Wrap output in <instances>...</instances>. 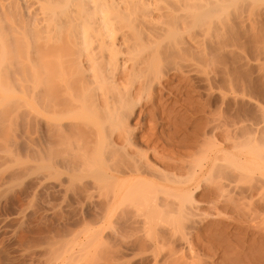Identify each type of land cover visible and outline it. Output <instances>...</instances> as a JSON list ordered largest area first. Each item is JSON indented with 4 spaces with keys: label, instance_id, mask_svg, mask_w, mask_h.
Instances as JSON below:
<instances>
[{
    "label": "rangeland",
    "instance_id": "rangeland-1",
    "mask_svg": "<svg viewBox=\"0 0 264 264\" xmlns=\"http://www.w3.org/2000/svg\"><path fill=\"white\" fill-rule=\"evenodd\" d=\"M165 1L157 3L158 6L162 5L159 8L164 10L161 12L163 16L159 12L161 9H158L159 13L157 10L152 13L156 18H152L155 23L139 18L141 21H137L139 23H136V29L124 28L123 31L132 38L127 37L129 42L134 38L140 42L144 48V58L148 59L145 61L151 62L153 56L157 61L160 59L161 82L164 85L168 83L166 86L169 89L162 93L163 90H160L163 84L158 85L159 87L155 84V90L157 94L163 95L161 100L166 99L163 100L167 104L165 106L172 101L178 107H175V111L179 112L185 97L196 101L191 114L188 107L187 116L190 118L191 115L199 123L194 122V126L188 127L190 133L186 129L188 136L181 132L176 136L178 150L172 146V142L163 145L162 139L159 143L162 144L160 150H174L176 154L178 152L174 162L182 161L185 164V170L180 173L183 178L188 177L192 171L199 174L201 188L194 191V198L197 202L201 200L200 207H204L199 212L190 211L183 218L178 217L175 222L180 226L179 230L178 227L173 230L177 224L173 227L174 222L168 219L170 215L166 216L167 223L162 222L157 226L160 244L153 243L143 230V213L137 212L139 214L135 215L136 212L128 207L118 208V212L104 207L105 197L99 193V185L95 184L97 182L93 180V175L89 176L90 173L86 171L83 174L82 158L84 152L87 154V151L89 153L95 149L92 146L94 133H87L85 127L78 126L80 122L70 121L72 116L68 120V106L71 105L67 104L71 102L67 98V90L62 84L60 87L59 81L55 80L57 77L52 78L54 73L50 76L51 70H57L62 60H55L57 64L55 61L53 64L48 61V56L59 55V60L62 57L63 64L68 66L66 72L69 74L67 73L66 78H73L70 77V82L67 80L73 92L80 95L85 90L86 81L75 64L76 61L78 63L77 47L74 46L71 35L66 33L71 31L64 30L55 39L56 42H51L52 45H48L49 42L44 38V41L39 38L41 41L37 40L38 43L34 42L32 46V36L26 35L30 41L31 54L29 50L25 52L31 56L28 55V59L23 52L24 58H21L18 47H21L20 42L22 44L25 32L20 30V26L24 22L30 25L33 13L40 9L39 4L36 5V0H0V42L5 43L6 47L8 45L9 50L12 48L11 56L15 55L9 56L10 59L3 64L0 61V87L6 85L3 84L5 81L9 89L7 92L10 91L4 93L6 87L4 90L2 88L3 92L0 90V264H28L35 252L37 255L43 253L48 243L56 240L60 242L61 239L73 242L75 239L74 243L79 247H76L77 252L84 247L83 244L91 242L93 247H89L95 250L90 252L92 255L94 252L97 254H94L95 257L93 255L92 264H174L177 260L175 264H264V0H184L185 3L177 0L180 5L176 0ZM169 11L177 13L172 16L173 13L169 14ZM58 18L64 23L63 14ZM122 32L119 35H123ZM15 43H18V47ZM67 66H63L61 70L65 71ZM148 68L150 67L147 66L146 69ZM34 78L42 81L45 79L42 83L45 89L40 87L42 84L38 80L40 85L35 83L39 86L38 90ZM22 89L28 91V95ZM22 93H26V96ZM38 94L41 96L38 99H41L39 104L43 109L40 115L34 107L31 108L36 103ZM23 95L27 103H23ZM142 105L143 102L136 107L137 115L144 110L145 105ZM52 113L62 116V120L64 116L69 117L57 124V118L51 122L54 120L52 117H55ZM159 115L162 117V114ZM149 119L144 123L151 124V118ZM137 122L138 117H135L131 125ZM169 124L165 119L163 128L167 133H164V139L168 138ZM88 142L90 147L86 150L84 147L88 146ZM237 142L243 143L242 156L235 149L238 148ZM108 151L110 155L113 153L112 149ZM119 152L120 150L115 154L117 158L113 159L118 164L117 168H123L122 171L138 168L139 163H142L137 158L136 162L132 157L123 155L122 151ZM237 154L241 169L233 163ZM150 160L153 161L151 158ZM200 168L203 170L200 171ZM205 186L214 194L208 200L216 202L215 206L203 201L205 199L202 195L207 190ZM160 195L163 200V195ZM173 199L172 197L171 200ZM105 214L108 216L103 219ZM209 224H213V228H209ZM107 225L110 226L108 231L103 229ZM87 227L96 230V235L98 232L101 237L97 235V238L92 229L88 230L91 234L87 236V232L83 233ZM99 228H102L100 232L103 234H100Z\"/></svg>",
    "mask_w": 264,
    "mask_h": 264
},
{
    "label": "bare ground",
    "instance_id": "bare-ground-1",
    "mask_svg": "<svg viewBox=\"0 0 264 264\" xmlns=\"http://www.w3.org/2000/svg\"><path fill=\"white\" fill-rule=\"evenodd\" d=\"M36 1H37V2H35L36 5L39 4L38 7H40V9L39 10L37 9V10L40 11V13L37 10H34L37 12L33 13L34 16L32 18V21H30V25L28 24L29 25L28 26L26 24V22H24L22 24L23 26H20L21 27L20 30H22V32L23 31L25 32V33H23V35L25 37L22 36L23 37L22 44L20 42L21 47H18V43H15L17 45V47L20 48V50H19L20 55H22L20 57L24 58L23 52L28 51L30 49L31 45L32 46L34 45V42L38 43L37 40H40V39L43 40V38H44L47 42H49V43L46 42L48 45L49 44L52 45L51 44L52 41H55V39L57 40L59 38L58 36L61 35V33H63L64 30L69 29L68 31H71V32H66L67 30L65 32L68 35H71L70 36L71 40L74 41L73 44H74V46L77 47L76 48V50H77L76 60H78V63H76L77 62L76 61L75 64L79 67L77 69H80V73L84 76V80L86 81L85 90L83 88H81L84 91L82 93V90H81L82 94L79 93L80 95H78L75 91V93L77 94V96H76V94L73 92L71 86L68 83L69 79L72 78L70 76L71 78L69 77V79H67L68 74H69L68 72H66L68 70V66L66 65L67 68H66V70L64 69L65 71L61 70L64 67H66L64 65L66 63L63 64L64 61H63V59H61L62 57L60 56L61 58L59 60V55L55 54L56 55L55 58H54L55 55H52L53 56L52 57L50 55V53H49L50 56L47 55L48 57H50V59H48V61L50 60L51 63H53L55 60H57L59 62L61 60L63 61V62L61 61L62 63L58 62L59 65L57 66L58 68L56 67L57 68V70H55L56 72L54 70H51L52 73L50 76H52V74L54 73L52 78L57 77L55 80L59 81L60 87H61V84L65 86V87L64 86H62V87H64V89L66 88L65 90H67V92H66V95L68 96L67 98H68V100L70 99L69 101L72 103V104L71 103L67 104V105H71V106H68L70 111L66 110V111H68V113L70 112L69 113L70 115L68 114L70 117L64 116L62 114L64 116V118L66 117L65 119L63 118V120H62V118H60L62 116L59 117V115H57V113H56V115H54L53 114L54 110H53L52 114L55 117H52L53 115L51 116L52 118H54V120H51V122L52 121L54 122L55 118H57L56 122H58L57 124H59V122H61V121L63 122L64 120H66L67 117H69L68 120H70V118L73 117V119L70 121H75V123L78 121V122H80L78 126L82 125L83 128L85 127L86 129L85 128L84 129H85V131H87V133L91 132V131H92L91 134L94 133L93 134L94 135V138H93L94 139V142H93L94 145H92V146L95 149L91 148L92 151L93 150L94 151L93 152L90 151L91 153L90 152L88 153V151H87V154L84 152V154H85V155H83L84 158L80 157V158L84 159V161H83V167H84L83 174L86 171V172L90 173L89 176L91 174L93 175V177H94V178L92 177L93 180L95 179V181L97 182L95 184H97V186L99 185L98 186L100 189L99 193H101V196L105 197L104 198L105 202H103V204H104V207L106 206V209L112 208L111 210H114V211L117 210V212H118V208L120 210L123 207L124 208L128 207L129 209L131 208L136 212L135 215H137L139 213H143L142 216L145 219L144 228L142 227L143 230L146 232L147 236H149V238L152 240L153 243L155 242V244H160L159 241H161V240H159L160 237L158 234L159 230H157V228H158L157 226L159 224H162V222H163V224H164V222L167 223V220L165 221L166 216L168 217L170 215L168 219L169 220L171 219L170 221L172 223L174 222L173 223V227H174L175 223L177 222L178 217L183 218L190 211H191V213L195 212V211L199 212L201 210V208L204 207L203 205H202V207H200L201 203H199V202H201V200L199 202H197L194 198L195 197L194 191L195 190L198 191V189L201 188L200 181H199L200 180L199 174H197L196 171H192L188 177L186 176L185 178H183L182 177L183 175L181 176L180 173L183 170H185V168H186L185 164L182 161H181L182 163L180 162L181 164L178 162L177 163L174 162V159L177 157L176 155L178 154V152L176 154V152L174 150L172 152H169V150H166V149L160 150L162 144L163 145H165V144L169 145L170 142H172L173 145L172 144L171 145L174 146L175 148H177V150H178L179 144L177 145L178 146L177 147L176 143H175V139H177L176 136L180 135V132L184 136L186 134H187L186 136H188V131H189L188 129L190 128L189 126H191V127L194 126L193 123L196 122V118H194V117L191 118V115H189L191 118L190 119L187 116L188 112H189V114H191L193 112L192 108H194L193 105L195 104L196 101H192L191 98L185 97L182 100L183 103H181V106H180L181 111H179V112L175 111V107L177 105H176V103H173L172 101H171V103H173V106H170L171 103H169L168 106H165V105H167L164 102L166 99L165 100L163 99L164 101L161 100L162 99L161 97L163 95H159L161 93L157 94V91L155 90V88L158 85L162 86V84H163L161 82L162 76H161V74H159V67H160L159 61H160V59L157 61L156 59H154V56H153V60L152 61L150 60L151 62L145 61L146 58H144V55H145L144 54V48L142 47L140 42H138L137 39L134 40L135 38L133 40H131V42H129L130 39H132V38L129 35L127 36L126 32L123 31L125 29H128V30L131 29L132 30L139 23V22L137 23L139 18L140 19L144 18V20L142 19V21H145V22L149 19V22H150V20H152V18L154 17V16H152L153 12L156 13L155 12L156 10L158 12V9H161V10H159L160 13L163 12L164 10L162 8H159L162 5L161 4L159 6L157 5V3L159 4L163 0H36ZM176 2L180 5V3L177 0H176ZM183 3H185V1ZM176 5L177 4H175V6ZM181 7H182V5H181ZM179 9H182V8H179ZM168 13L171 14L173 12L170 13V11H169ZM174 13L176 14L177 11H175ZM174 13L172 16H174ZM61 14H63L65 16L64 23H62L63 21L61 22L60 18H58L59 15H61ZM162 14L163 13H161V15ZM59 19H60V21H59ZM58 21L61 23H59ZM139 21H141V20H139ZM152 21L155 23L154 19ZM152 21L150 23H152ZM156 23H159V22H156ZM154 25H157V24H154ZM158 26H159V24H158ZM135 29H136V27H135ZM29 30L30 31L32 30V31L30 32ZM119 32H122V34L125 36H123L121 34H120L121 35L120 36ZM124 32H125V34H124ZM69 33H71V34H69ZM31 34H34V35H31ZM26 35H27V37L32 36V37H30L31 42L28 40V38H26ZM45 35H46V38L44 37ZM72 37H73V39H72ZM127 37H129L130 39L127 40ZM28 41L30 42V44L31 43L32 44L29 45ZM133 42H135V43H133ZM132 43H133V45H132ZM17 47H16V49H17ZM11 49L9 50L8 45L6 47L5 43H3L2 41L0 42V61L2 64L5 62V60L7 61V59H10L9 56L12 57L14 55L12 52L13 55L11 56ZM36 50H37V48H36ZM8 51L10 52L9 54H8ZM32 52H34V50H32ZM16 53L18 54L17 51H16ZM26 53L27 52H25V55H27V57H28L29 54H26ZM29 53H30V50H29ZM7 54H8V58H7ZM39 54H41V53H38V55ZM29 56H31V55H29ZM13 57H15V55ZM52 58H53V61H51ZM143 58H144V60H143ZM11 59H13V58H11ZM28 59H29V57H28ZM17 60L18 59H16V61ZM146 60H148V59H146ZM18 61L20 62V60H18ZM27 61H30V60H27ZM43 61H46V60L43 59ZM55 63L57 64L56 61H55ZM145 63H148V65ZM26 64H28V63H26ZM38 64H40V63H38ZM49 64H47V65H49ZM28 65H30V64H28ZM34 65H36V63ZM61 65H63L64 67L62 66L63 68L62 67L59 68V66H61ZM145 65H146V67L144 68L143 66H145ZM147 66H149L152 70H150V68L146 69ZM35 67H34V70H35ZM49 67H51V66H49ZM27 68H26V70H27ZM24 70H25V67H24ZM34 70H32V71H34ZM44 70H46V69H44ZM41 71H42V68H41ZM41 71H39V72H41ZM31 73H33V72H31ZM36 73H37V71H35V75H36ZM76 74L79 75V73H76ZM150 74H151V76L152 75L153 76L151 77ZM25 75H23V76H25ZM37 75H36V79H37ZM31 77L32 76H30V78ZM40 77L41 76H39V78ZM22 78H24V77H22ZM39 78H38V80L40 81V83L41 84L44 83L43 81L45 79H43V81H42ZM44 78H45V76H44ZM19 79H21V78L19 77ZM36 79L33 80L34 84L36 83L37 85H40V83L38 84L39 81ZM60 80H62V81L60 82ZM156 81H157V83H156ZM169 81H171V80H169ZM1 82H3V80ZM23 82H25V81H23ZM152 82H155V83H153L154 85L152 84ZM4 83H6V85ZM30 83H31V81H30ZM3 84L5 86L0 87V90L3 92V90L5 89L4 87H6L7 89H6V92H4V93H9L10 91L7 92V90H9L7 82L4 81ZM3 84L1 83V85H3ZM36 84H35V86L39 90V86H37ZM57 84H58V82H57ZM84 84H85V82H84ZM167 84H165V85L163 84V88L161 87L162 89L161 88H158V89H161L160 91L163 90L162 91V93H163L165 89L166 90H167V88L169 89V87H167L168 86ZM183 84H187V83L183 82ZM42 86H43V84L40 87H42ZM58 86H59V84H58ZM179 86H180V84H179ZM47 87H48V84H47ZM2 88H3V90H2ZM174 88L178 89L179 87L178 88L174 87ZM44 89H45V87H44ZM172 91L173 90H171V92ZM178 91H180V90H178ZM23 92L27 93L28 91L23 90ZM33 92H35V91H33ZM33 92H31V93H33ZM174 92H175V90H174ZM26 93H22V94L25 95ZM34 94L36 95L37 91ZM175 94H177V93H175ZM27 95H28V93H27ZM189 95H190V92H189ZM25 96H24V98L22 96L21 97L23 99H25ZM38 96L39 97L36 96V103L34 102V104H33L34 106H32V105H30V106H32L31 108L34 107L33 109H35L37 112H39L38 115H40L42 113V112L40 113L42 108L40 107V104H39V103H41L40 102L41 99H38V98H40L41 96L39 94H38ZM180 96H181V94H180ZM193 97H194V95H193ZM172 98L174 99V96ZM176 98L177 97H175V99ZM178 98L180 100L179 95H178ZM32 99L34 100V98H32ZM170 99H171V97H170ZM159 100H161V102H164V103H161ZM179 100H177V101H179ZM25 101H26V99L24 100L23 103H27ZM65 102L67 103V101H65ZM141 102H143L142 106L145 105V108H144V110H142L140 112L139 115H137L135 110L139 104L141 105ZM180 102H181V100H180ZM188 107H189V110H188ZM176 108H178V107H176ZM187 110H188V112H187ZM36 111H35V113H37ZM50 111L52 112V110H50ZM195 112H197V111H195ZM205 112H207V111H205ZM159 114H162V117ZM66 115H67V113H66ZM42 116H43V114H42ZM135 117H138V122L135 123L134 125H131V123L134 121ZM149 117L151 118L150 123L152 124L155 122L156 124L155 123L153 125L145 124L144 122L147 121L149 119ZM165 119H167V121L170 123L169 124L170 125V132L167 134V137H168L167 139H166V137H165V139L163 137L164 133L166 132V130H164V128H163ZM207 122H208V119L206 121V127L208 125ZM69 124H71V123H69ZM155 125H156V127H154ZM189 133H190V131H189ZM193 133H192V135H193ZM158 134H160L161 136ZM192 135L190 134V137ZM196 136H198V135H196ZM162 139L164 140V142H162V144L160 145L159 140H162ZM183 139H185V138H183ZM86 145H88V146L84 147V148H86V150H87V148L90 147L89 142H88V144L86 143ZM86 145H84V146H86ZM213 145H215V144L213 143ZM213 145H211V146H213ZM237 146H238V148H235V149L238 151L237 153H239L242 156V154H243V143L240 142V144L238 143ZM215 148H216V146H215ZM107 149L108 150L112 149L113 153L111 151L112 154L110 155L109 154L110 151H108ZM119 150H120V152L121 151L123 152V153L121 152L123 155H126L127 157L130 156L133 158V160H135L137 158L138 160L142 161V163L141 164L139 163L140 166H138V168H135L133 166V168H135V169L129 170L128 172L126 171L127 167L126 168L124 167V169H126V170L122 171L123 168L122 169L120 168L121 169L120 170L119 168H117L118 164H115L114 159H113V158H117V156H115V154ZM106 151H108V153ZM223 151H225V150H223ZM239 154L236 155L235 162H233L235 164V166H237L238 168L241 165L240 160L238 161V159H239L238 155ZM150 158L154 162L159 163L160 165L159 164L155 165L156 163L153 164L152 163L153 161H151ZM135 161L137 162V160H135ZM113 163L115 165H112ZM208 165H210V164H208ZM240 169H241V167H240ZM176 170L178 173L175 172ZM201 170H203V168H200V171ZM211 170L212 169H210V172H211ZM202 174H203V172H202ZM202 174H201V176H202ZM208 177H209V175H208ZM82 178H84V177H82ZM206 180H208V179H206ZM206 188H207V190H206L205 195H202L203 198L205 199L203 201L208 203V205H210V206H212V205L215 206L216 202L209 201V200H211V198H213L211 196L214 194L212 193V191H210V189L208 190V187H206ZM160 191H161V193H160ZM160 194L163 195L162 196V197H164L163 200H162V198L159 197ZM172 197L174 198L173 200H171ZM209 197H211V198H209ZM203 201H202V203H203ZM218 201L219 200H217V202ZM104 207H102V208H104ZM217 207H215V208H217ZM208 208H209V206H208ZM208 211H209V209H208ZM137 212H139V213H137ZM112 214H111V216H112ZM171 214H172V216H171ZM173 215H175V216H173ZM107 216L108 215L105 214L103 219H106ZM209 218H210V216H209ZM175 220H176V222H175ZM107 221H108V219H107ZM109 221H110V219H109ZM172 223H170V224H172ZM213 223H215V222L213 221ZM212 225L209 224V228H210V226L212 227ZM106 227L107 228H103V227L102 228L109 230L110 226L107 225ZM177 227H178V224H177L176 228L175 227L173 228V230L177 229ZM87 228H84L85 230L83 233L87 232L88 233L87 236H88L89 234H91V232H89L88 230L92 229V228H90V227H87ZM102 228H99L98 231L100 232V229H102ZM179 228H180V226L178 227V230H179ZM92 230L94 231V229H92ZM106 230H105V232H106ZM221 230L223 231V229H221ZM94 234L96 235V230L94 231ZM100 234H103V233L100 232ZM172 234H173V232H172ZM221 234H223V233H221ZM97 235L99 236V238L101 237L98 232H97ZM115 235H117V234H115ZM98 236H97V238H98ZM150 239H148V240H150ZM73 240L75 242V239H73ZM58 241L56 240L55 242L52 241V242L48 243L46 245L47 247L43 253H40L37 255V253L35 252V254H33V256L30 257V261L28 264H78V263L92 264L95 255L97 256V254H95L96 252L93 253V255L95 254L94 257L91 254L92 252H90L93 249L95 250V248L91 249V247H93L92 246L93 244L91 242L87 243V244H83L84 247H83V245H81V248L82 247L83 248L78 249L79 251L77 252L76 247H78V245L75 244L73 241H64L62 239L60 240V242H58ZM93 242H95V241H93ZM164 242H165V240H164ZM150 244H151V242H150ZM79 246H80V243H79ZM89 246H91V247H89ZM85 247H87V248H85ZM189 249H191V248H189ZM156 251H158V250H156ZM159 254H161V253H159ZM89 255L91 257H89ZM187 256H188V254H187ZM176 259H177V257H176Z\"/></svg>",
    "mask_w": 264,
    "mask_h": 264
}]
</instances>
